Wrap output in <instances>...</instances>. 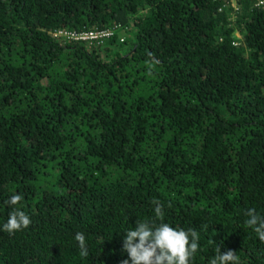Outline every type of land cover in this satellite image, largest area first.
Wrapping results in <instances>:
<instances>
[{"label":"trees","instance_id":"16d2710c","mask_svg":"<svg viewBox=\"0 0 264 264\" xmlns=\"http://www.w3.org/2000/svg\"><path fill=\"white\" fill-rule=\"evenodd\" d=\"M260 2L0 0V225L31 220L0 231V264H122L146 220L195 230L191 264L218 246L264 264L244 223L264 216ZM105 29L101 46L55 37Z\"/></svg>","mask_w":264,"mask_h":264},{"label":"clouds","instance_id":"9594fccd","mask_svg":"<svg viewBox=\"0 0 264 264\" xmlns=\"http://www.w3.org/2000/svg\"><path fill=\"white\" fill-rule=\"evenodd\" d=\"M22 197L19 194L9 198L10 205H17ZM155 216H162V208L157 205ZM245 225L251 228L264 242V216L257 214L255 208L247 209ZM31 223L30 217L20 209H14L5 223L0 225V231L13 233L26 228ZM122 251L127 258L122 264H191L198 247L199 236L195 230L174 228L168 223L155 224L150 221L136 222L134 228L124 232ZM78 242L81 256L88 255L85 235L77 232L74 237ZM239 258L232 250L221 252L210 260V264H238Z\"/></svg>","mask_w":264,"mask_h":264},{"label":"built area","instance_id":"2783aa9c","mask_svg":"<svg viewBox=\"0 0 264 264\" xmlns=\"http://www.w3.org/2000/svg\"><path fill=\"white\" fill-rule=\"evenodd\" d=\"M263 3L264 2H260L259 5H263ZM115 30H111V29L91 30V31L61 30L55 33V37L63 39L68 42L101 46L115 37L116 34ZM124 40H125L124 38H121L120 42H124Z\"/></svg>","mask_w":264,"mask_h":264},{"label":"rangeland","instance_id":"374dc122","mask_svg":"<svg viewBox=\"0 0 264 264\" xmlns=\"http://www.w3.org/2000/svg\"><path fill=\"white\" fill-rule=\"evenodd\" d=\"M120 36H121V38H126L127 35H125L124 33H121ZM235 36H236L238 39L240 38V37H239V34H236Z\"/></svg>","mask_w":264,"mask_h":264}]
</instances>
